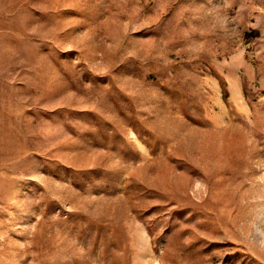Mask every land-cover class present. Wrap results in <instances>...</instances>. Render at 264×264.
Returning a JSON list of instances; mask_svg holds the SVG:
<instances>
[{
  "label": "rangeland",
  "instance_id": "rangeland-1",
  "mask_svg": "<svg viewBox=\"0 0 264 264\" xmlns=\"http://www.w3.org/2000/svg\"><path fill=\"white\" fill-rule=\"evenodd\" d=\"M0 264H264V0H0Z\"/></svg>",
  "mask_w": 264,
  "mask_h": 264
}]
</instances>
